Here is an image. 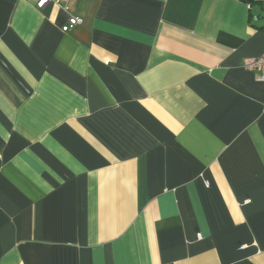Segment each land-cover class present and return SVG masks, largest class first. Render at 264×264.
<instances>
[{"label": "crops", "instance_id": "1", "mask_svg": "<svg viewBox=\"0 0 264 264\" xmlns=\"http://www.w3.org/2000/svg\"><path fill=\"white\" fill-rule=\"evenodd\" d=\"M262 54L264 0H0V264H264Z\"/></svg>", "mask_w": 264, "mask_h": 264}, {"label": "built area", "instance_id": "2", "mask_svg": "<svg viewBox=\"0 0 264 264\" xmlns=\"http://www.w3.org/2000/svg\"><path fill=\"white\" fill-rule=\"evenodd\" d=\"M32 1H34L36 5L42 6L48 0H32ZM80 22H81L80 18L75 16H70L67 22L62 26V29L64 31H69L73 29ZM244 65L245 67H251L255 70H258L257 79L259 81L264 82V54L254 58L246 59Z\"/></svg>", "mask_w": 264, "mask_h": 264}]
</instances>
